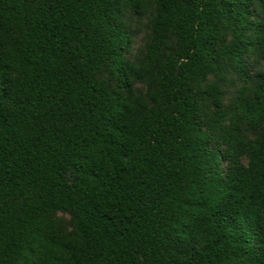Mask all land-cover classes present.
<instances>
[{
    "label": "trees",
    "instance_id": "trees-1",
    "mask_svg": "<svg viewBox=\"0 0 264 264\" xmlns=\"http://www.w3.org/2000/svg\"><path fill=\"white\" fill-rule=\"evenodd\" d=\"M151 4L0 0V264H264V0Z\"/></svg>",
    "mask_w": 264,
    "mask_h": 264
},
{
    "label": "rangeland",
    "instance_id": "rangeland-1",
    "mask_svg": "<svg viewBox=\"0 0 264 264\" xmlns=\"http://www.w3.org/2000/svg\"><path fill=\"white\" fill-rule=\"evenodd\" d=\"M153 6L151 4V0H147L146 11L143 15L139 16L131 12L130 10H126L124 12V24L127 33L131 37L130 44L127 47L125 52V58L135 64L136 66L143 59V55L147 44L150 38V29L149 22L153 17ZM260 20L263 23L262 35L264 37V13L254 7L252 14V21ZM248 72L250 75H253L257 71L264 72V61L257 56L251 57L247 60ZM239 87V84L236 81V76L229 72L226 75V81L221 85L223 95V108L227 111L229 117H231V107L233 100L236 96V90ZM134 89L137 92L143 93L145 91V86L143 84L135 83ZM228 122L224 124V126H228ZM246 127V126H244ZM243 127V128H244ZM243 133L246 135L248 139H253L256 137V133L251 130H244ZM213 147V146H212ZM218 150L222 151V147H218ZM242 163H246V159L242 158ZM226 168V162L221 161L219 164V170L223 171ZM54 218L59 222L61 229L66 232L71 229L70 226V217L65 213H56Z\"/></svg>",
    "mask_w": 264,
    "mask_h": 264
}]
</instances>
